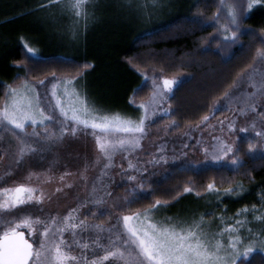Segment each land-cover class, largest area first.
<instances>
[{"label":"snow or ice","instance_id":"6c2138e0","mask_svg":"<svg viewBox=\"0 0 264 264\" xmlns=\"http://www.w3.org/2000/svg\"><path fill=\"white\" fill-rule=\"evenodd\" d=\"M90 2L94 3L95 0H47V4L43 7L55 9L59 6L61 10L77 14L83 12ZM125 2L131 4L132 0H125ZM151 4L157 5L158 0H151ZM258 4H264V0H248L246 8L252 9ZM145 7L146 0H137L136 11L142 13ZM225 9L227 16L220 15ZM244 10L242 5H237L235 2L219 0L217 14L208 18L218 24L217 34L223 38L224 43L234 45L239 39L238 33L241 25L238 16ZM233 26H235V31ZM210 37L216 38L212 34ZM261 38L264 39V36ZM217 47H221V44L218 43ZM25 48L29 53L36 51L27 44ZM87 67L88 65H85V68ZM51 76L56 81L52 84L51 91L52 97L56 98V103L51 105V111L55 113L56 108H59V116L47 114L46 107L41 106L42 96L47 95V92L37 91L36 84L29 86V82H23V94L20 91L21 86H8L6 90L4 101L0 105V126L12 133L16 146L14 162L21 161L26 153L44 152L46 146L61 141L65 135H75L79 126H83L82 130L85 132L90 127L100 150L96 156V163H102L103 159L111 162L117 153H123V158L127 159L128 163L127 168L121 165V174L122 177H126L127 181L132 182L131 190L129 196L121 198L120 201H113L109 205V201L113 199V193L110 190L111 179L104 182L102 178L107 176L104 168L109 166L104 164L100 169L102 177L93 181L88 197L77 208L69 209L68 214L64 216L49 215L41 219L40 216H32L30 213L12 216L10 210L30 202H35L37 205L42 204L45 199L42 189L24 182L17 183L14 187L0 188V210H9L8 212L0 211V264H105V262L107 264H238L242 256H249L254 246H260L264 250V235L260 232L253 234L259 239L251 240L249 245H244L238 234L240 228L248 223L247 217L244 216V212L249 211L248 206L239 210L242 219L227 223L219 233L209 229L202 214L198 218L195 215L190 218L154 215L158 206L168 203L161 199H156L153 204L142 210L131 212V214L112 212V208H121L125 203H132L136 189L145 188L147 184L145 174L149 171L145 165H156L166 160L165 150L162 148L156 149L157 153H160L159 157L153 155L147 161L137 159L134 163L130 158L141 146L140 141L146 132V119L154 113H147L146 110L145 115L137 120L122 118L119 114L98 116L92 112L83 99L82 108L67 109L62 106L57 96V86L61 81L56 79L55 73ZM46 82V78L40 79L37 84L43 87ZM174 82V79L165 77L163 86L171 90ZM64 83L67 84L68 81ZM153 84L159 88L156 81H153ZM244 85H250L252 91L249 92L247 87L243 88L242 95L245 97L246 106L238 109V114L256 113L257 107L264 105V45L255 50L251 63L232 80L228 90L223 94L224 98L233 96L234 90ZM154 95H159L161 102L167 98L163 91L154 93ZM70 111L71 115H69ZM157 111L167 110L157 107ZM208 121L209 115H203L197 122V127ZM218 123L223 132L224 122L218 121ZM29 124L33 126L30 132L27 130ZM48 124H54L56 127L50 129ZM40 127L43 130L37 131ZM235 127L234 122L227 123L228 131ZM250 127L257 131L259 144L249 142L248 150L252 151L258 146L264 148V112L255 114ZM17 129L19 133L16 132ZM97 130L101 134H97ZM212 140L215 143L203 147L206 158L210 156L213 160H220L231 153L232 163H241V158L237 155L239 149L234 147V141L229 143L226 139L221 140L220 137L215 136ZM197 143L200 142L197 141ZM181 155L186 156L187 154L182 152ZM0 159L3 157L0 156ZM129 169L135 174L127 175ZM64 178V175L60 176L61 180ZM147 187L152 186L147 184ZM243 190L242 183H237L235 187L229 185L221 189L215 183L209 182L204 192L214 194L219 199L223 194L239 195ZM38 191L39 194H37ZM193 191L195 189L192 187L183 188L184 193ZM179 195L180 193H177V197ZM196 195L200 196L201 193L196 192ZM88 205L101 209V214L104 211L110 212L107 222L96 223L89 221L87 217L80 219L75 215L81 208L88 210ZM250 211L254 214L252 219L259 221L264 230V199L260 207L253 205ZM92 216L95 217L96 213L93 212ZM113 220L115 223L111 222ZM21 228L33 233L36 242L34 243L31 238H25V231ZM77 229L81 232L91 230L94 238L81 244ZM66 232H71L72 242L81 248L79 254H74L72 245L68 244L65 237ZM90 247L92 249L91 259L86 251ZM97 252L103 254L97 255Z\"/></svg>","mask_w":264,"mask_h":264},{"label":"rangeland","instance_id":"374dc122","mask_svg":"<svg viewBox=\"0 0 264 264\" xmlns=\"http://www.w3.org/2000/svg\"><path fill=\"white\" fill-rule=\"evenodd\" d=\"M192 1L158 0V4L154 6L151 4V0H146V7L141 13L135 10L137 0H132L131 4L126 3L125 0H95L94 3H88L83 12L73 14L68 10H61L59 6L55 9L43 7L47 4V0H0V19L11 16L31 5L29 8L30 15L25 19L14 21L11 26H7V24L0 26V28H16L21 22H25L26 28L38 41L44 38V43L47 45L52 43L54 48L57 46L64 47L74 55H77L80 51H85L86 56L93 58L92 60L97 64V67L90 73H84L77 78H56L61 81L57 86V96L65 108H82L81 101L83 99L92 112L98 116L119 114L122 118L137 120L140 116L145 115L146 110L147 113H154L145 121L146 132L140 141V148L136 150L134 156L130 157L134 163L137 159L141 161L150 160L153 155L159 157L160 153H157L156 149L162 148L165 150L166 160L156 165H145L149 170L160 171L164 169L165 165L181 164L184 161L195 165L208 164L234 167L237 164L232 163L231 153L228 157L213 160L210 156L206 158L203 147L215 143L212 140L214 136L220 137L221 140L226 139L229 143L233 141L236 143V139L239 137H247L254 139L253 143L259 144L257 131L250 127V123L255 114L264 112V105L257 107L256 113L240 115L237 111L246 106L242 92L244 87H247L249 92L252 91L250 85H244L240 89L234 90V95L229 96L221 104V107L227 110L222 118L208 121L199 127H188L173 134L169 133L172 123H166L158 127L159 129L151 127V124L156 118L169 112L167 98L161 102L160 96L154 95V93L163 91L167 97L171 93L174 83L171 90H168L163 86V79L159 80L148 74H140V80H150L152 85L149 98L140 104H132L126 99L124 105L122 94L118 88L114 90V82L119 78L116 76L117 70L115 69L116 49L123 46L139 28L147 27V23L155 26L165 22L175 14L184 11L185 7ZM230 2L242 5L245 9L238 16L240 25L242 17L248 15L254 8L264 5L258 4L252 9H247L248 0H230ZM220 15L227 16L226 9L222 10ZM39 28L41 30L37 33L36 30ZM233 30H236L235 26H233ZM51 36L55 38L52 39ZM219 38H221V50L227 55L230 53L232 45L224 43L221 36ZM33 55L36 54L33 53ZM46 81V85L43 87L39 86L37 81L29 82V86L36 84L37 91L41 93L46 91L47 95L42 96L41 106L46 107L47 114L59 116V108H56L55 113L51 111V105L56 103V98H53L51 94L52 84L56 81L52 77L46 79ZM64 81H68V83L65 84ZM153 81H156L159 88H156ZM18 86H21L20 91L23 94V83ZM157 107L167 111H157ZM69 115H71V111ZM218 121L224 122L223 132L220 130L221 125ZM229 121L236 124V127L231 131L227 129ZM47 126L50 129L56 127L54 124H48ZM32 127L29 124L27 130L30 132ZM82 128L83 126H79L75 135H65L61 141L46 146L44 152L26 153L21 161L14 162L16 146L12 133L0 126V137H2L0 139V149L4 153L0 166V188L14 187L17 183L24 182L42 189L45 194L42 204L37 205L35 202H30L18 206L17 209L10 210L12 216L30 213L32 216H40L41 219H44L49 215H67L69 209L77 208L88 197L93 181L98 177H102L100 169L104 164L109 165L104 168V171L107 172V176L102 177L104 182H107L110 178L112 185V178L118 179L120 177L121 165L127 168L128 163V160L123 158V153H117L111 162L103 159L102 163L97 164L96 156L100 150L96 145L95 137L92 135L93 130L89 127L88 131L85 132ZM42 130V127L37 128V131ZM16 132L19 133V130L17 129ZM97 134L101 133L97 130ZM197 141L200 143L198 144ZM185 145H188V147H185ZM257 148L260 153L264 154V148L259 146ZM182 152L187 155H181ZM128 172L134 173L131 169ZM61 175L65 176L64 180L60 179ZM37 194H39V191ZM245 197H248V192L242 191L239 195L223 194L217 199L214 194L202 193L197 196L196 192L193 191L183 193L180 198L173 202L158 206L153 214L158 217L173 218H190L193 215L198 218L202 214L209 229L219 233L227 223H234L236 219L243 218L239 210L244 209L245 206L240 207L239 202ZM261 204L253 205L260 207ZM252 206H248L249 211L244 212L248 223L246 226L241 227L238 233L244 245H249V242L253 239H259V237L253 235L254 233L260 232L261 235H264L260 222L252 219V215H254L250 211ZM0 211L8 212L9 210ZM83 212H85V209L81 208L75 215L81 219ZM111 222L115 223L114 220ZM21 230L25 231L28 238L33 239L34 243L36 242L33 233L23 228ZM77 233L81 244L94 238L91 230L81 232L77 229ZM65 237L68 244L72 245L74 254H79L81 248L72 242L71 232H66ZM86 251L89 253V259H91V247ZM255 251L262 252L264 255V250L260 246H254V250L250 254ZM102 254V252H97V255ZM241 258L247 257L242 256Z\"/></svg>","mask_w":264,"mask_h":264},{"label":"trees","instance_id":"16d2710c","mask_svg":"<svg viewBox=\"0 0 264 264\" xmlns=\"http://www.w3.org/2000/svg\"><path fill=\"white\" fill-rule=\"evenodd\" d=\"M218 3L219 0H193L184 11L165 22L155 26L147 23L145 28H139V25L137 32L116 49L115 69L119 78L114 82V90L118 88L124 105L126 99L132 104H140L149 98L152 85L150 80H140V74H148L159 80L165 77L175 80L167 96L169 112L156 118L151 127L159 129L166 123H172L169 133L173 134L197 126L205 114L209 115V122L222 118L227 112L226 108L221 107L226 100L224 92L237 74L251 63L255 50L264 45L261 38L264 36V5H261L242 17L239 39L232 45L230 53L225 55L221 47H217L218 43L221 44L217 34L218 24L208 19L217 14ZM30 7L1 18L0 26H11L14 21L25 19L30 15ZM26 26L25 22H21L16 28H0V105L8 86L48 79L53 73L58 79L77 78L97 67L85 51L74 55L64 47L54 48L52 43H48V46L44 38L39 41L35 39ZM40 30H36L37 33ZM210 34L216 38H211ZM26 44L36 49V55L27 52ZM85 65L88 67L85 68ZM253 141L247 137L236 139L234 147L239 149L237 155L241 163L234 167L195 165L184 161L165 165L160 171L149 170L145 175L147 184L152 187L148 188L146 184L144 189H136L132 203L112 208V212L131 214L153 204L156 199L173 202L182 196L185 186L202 194L209 182L221 189L242 183L243 192H248V197L239 202L240 207L262 203L264 154L258 148L248 150V143ZM3 155L0 149V156ZM132 174L135 173L127 172V175ZM112 180L110 190L113 199L109 205L129 196L132 185L122 174ZM177 193H180L178 197ZM87 209L81 214V219L87 217L96 223L107 222L111 214L108 211L101 214V209L92 205ZM93 212L96 213L95 217L92 216ZM238 264H264V255L255 251L247 258H240Z\"/></svg>","mask_w":264,"mask_h":264},{"label":"water","instance_id":"95a60500","mask_svg":"<svg viewBox=\"0 0 264 264\" xmlns=\"http://www.w3.org/2000/svg\"><path fill=\"white\" fill-rule=\"evenodd\" d=\"M25 238H28V236H27L26 232H25Z\"/></svg>","mask_w":264,"mask_h":264}]
</instances>
